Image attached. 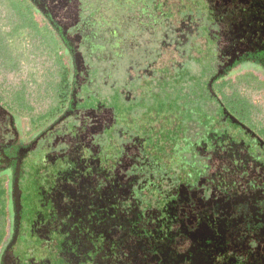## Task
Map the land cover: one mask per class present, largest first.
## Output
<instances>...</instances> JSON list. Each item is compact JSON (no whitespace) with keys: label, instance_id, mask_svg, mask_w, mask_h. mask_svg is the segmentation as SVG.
<instances>
[{"label":"rangeland","instance_id":"obj_1","mask_svg":"<svg viewBox=\"0 0 264 264\" xmlns=\"http://www.w3.org/2000/svg\"><path fill=\"white\" fill-rule=\"evenodd\" d=\"M6 2L0 264H264V0Z\"/></svg>","mask_w":264,"mask_h":264},{"label":"trees","instance_id":"obj_2","mask_svg":"<svg viewBox=\"0 0 264 264\" xmlns=\"http://www.w3.org/2000/svg\"><path fill=\"white\" fill-rule=\"evenodd\" d=\"M3 1L6 2V0H3ZM10 4H12V3H10ZM7 7H8L9 12L12 13L13 16H14L15 11H16L15 5H12V6L10 5L9 6V4L7 3ZM13 23H14V20L12 22L11 29L8 32H4L0 28V49L4 51V55L6 57H8V53L12 50V49H7V46L11 44V40L12 41L13 40H17L18 43H19V40L25 38V36L28 33H31L30 30L27 31V29H28L27 26H24V27H20L19 26V28L17 29L16 26L13 25ZM24 31H25V33H23ZM16 32H18V33L16 35H14ZM22 34H23V37H22ZM4 35H6V37H4ZM32 35L40 38V36L37 33H35V32L34 33L32 32ZM4 40H6V42H4ZM41 43L44 45V43L42 41H41ZM50 52L55 55V53L53 51H50ZM55 61H56L57 65H58V67H60V70H59V73H58V75L60 77L59 81L52 85V89L56 92V103L48 111H46L45 113L38 114L36 117L31 116L32 119L38 120V117H40V119H43V122H44L45 126L51 125L53 122L58 121L57 119L59 117H56L55 115H54L55 117H51L52 116L51 113L55 112L54 111L55 109H56V112H59L61 107H62V109H64L66 107L65 104L68 102V98H69L68 95H67V98H66V96L64 95L63 92L59 93V90H58L57 86L58 85H64V84L66 86H70V84L72 82L71 76H69L68 69H64L65 67L62 66V63H61V61L59 59L55 58ZM16 63L17 62H14L12 64L6 63V65H9V66L13 67L14 65H16ZM230 94H232V93H230ZM0 96H1V94H0ZM240 97L243 99V101L248 106L254 108V106L248 100L244 99L241 95H240ZM15 98L17 99V101L16 100L15 101L19 102V105H21V107L26 108L27 110L31 111V107L26 102V98H25L24 92H20ZM63 103H65V104L63 105ZM60 104H62V106H60ZM243 110H244V108L239 110V111H241V113H240L241 116H243V113H242Z\"/></svg>","mask_w":264,"mask_h":264},{"label":"flooded vegetation","instance_id":"obj_3","mask_svg":"<svg viewBox=\"0 0 264 264\" xmlns=\"http://www.w3.org/2000/svg\"><path fill=\"white\" fill-rule=\"evenodd\" d=\"M58 128V131H60V134L59 135H61L62 133H64L62 130H61V128H59V127H57ZM66 130H68V127H67V129ZM69 131V130H68ZM68 131H66V132H68ZM54 131H52L49 135H47L46 137H47V141L49 142V136H50V138L51 139H53V141H54V136H59V135H55L54 133H53ZM53 133V134H52ZM52 134V135H51ZM127 155V152L124 154V156H126ZM259 168H257V170H258ZM260 170V169H259ZM259 170H258V172H259ZM263 171H264V169H263ZM115 172V171H114ZM100 178V179H99ZM94 186H96V187H98L99 189H103L102 190V192L101 193H103L104 192V194H105V191H107V190H105L106 189V186H108V183H106V180H105V178H101V177H98L97 176V180H96V184L94 185ZM93 188V186L92 187H90V189H92ZM122 188H120V190H121ZM130 189V191H133V189L134 188H129ZM90 191V190H89ZM88 191V192H89ZM176 193H177V190H176ZM107 194V193H106ZM90 201H92V199H90ZM89 201V202H90ZM88 202V203H89ZM87 203V204H88ZM86 206V205H85ZM59 207H61V208H63V207H67V203H64L63 205H62V203L60 204V206ZM75 208L76 207H78V206H74ZM74 207H72V208H74ZM79 208H81V207H79Z\"/></svg>","mask_w":264,"mask_h":264}]
</instances>
